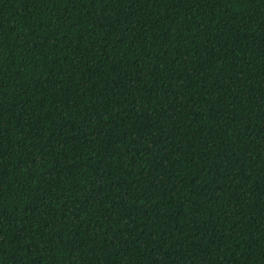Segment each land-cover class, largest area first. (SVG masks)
<instances>
[{"label":"trees","instance_id":"trees-1","mask_svg":"<svg viewBox=\"0 0 264 264\" xmlns=\"http://www.w3.org/2000/svg\"><path fill=\"white\" fill-rule=\"evenodd\" d=\"M0 264H264V0H0Z\"/></svg>","mask_w":264,"mask_h":264}]
</instances>
